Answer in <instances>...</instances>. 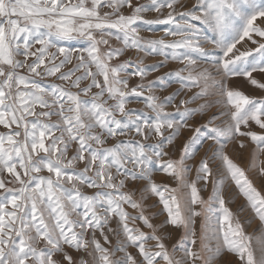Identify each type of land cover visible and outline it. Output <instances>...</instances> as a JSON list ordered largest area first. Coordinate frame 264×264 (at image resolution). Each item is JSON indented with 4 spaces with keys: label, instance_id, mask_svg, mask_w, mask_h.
Returning <instances> with one entry per match:
<instances>
[{
    "label": "snow or ice",
    "instance_id": "snow-or-ice-1",
    "mask_svg": "<svg viewBox=\"0 0 264 264\" xmlns=\"http://www.w3.org/2000/svg\"><path fill=\"white\" fill-rule=\"evenodd\" d=\"M257 21L264 24V0H195L190 8L181 0H0V264H214L222 251L240 264H264V193L225 152L237 135L249 138L255 145L249 171L264 177V97L224 89L217 98L212 70L202 67L264 90L253 75L264 76V27ZM154 26L176 39L141 36ZM81 40V47L68 43ZM244 41L254 46L241 51ZM128 50L165 59L152 65L120 60ZM168 60L182 66L148 80ZM38 77L64 83L45 87ZM133 77L139 81L130 86ZM172 77L180 87L161 98L157 90ZM134 100L147 111L129 108ZM212 108L217 112L207 120L190 123ZM183 129L192 134L179 158L163 160ZM154 137L160 139L147 143ZM206 141L215 147L211 161L222 168L214 174L205 154L189 180L187 161ZM239 145L246 147L243 140ZM154 165L176 187L156 184ZM135 181L148 182L139 201L125 191ZM199 181L203 190L212 185L207 199ZM228 181L247 202L239 211L250 208L261 221L259 235L247 233L226 206ZM150 195L163 205L160 214L167 213L160 225L145 215ZM217 207L222 217L213 224ZM169 224L182 230L171 249L163 232Z\"/></svg>",
    "mask_w": 264,
    "mask_h": 264
},
{
    "label": "rangeland",
    "instance_id": "rangeland-1",
    "mask_svg": "<svg viewBox=\"0 0 264 264\" xmlns=\"http://www.w3.org/2000/svg\"><path fill=\"white\" fill-rule=\"evenodd\" d=\"M139 2L143 3L144 0H139ZM182 3H184L188 8H190L194 3L195 0H181ZM133 3H137V0H133ZM104 11H108V9H104ZM125 14H128L130 10L124 9L123 10ZM156 13H148L147 18H155ZM257 24L260 26L264 27V24H261L260 21H257ZM164 26H154L153 31H147L144 30L141 32V36L144 37L145 39L151 38V39H160L162 37L166 38L167 40H172L176 39L175 37H165V33L162 30ZM254 39H259V37H255ZM71 46L73 47H81L85 45L84 41H71L68 42ZM113 46H120L119 43L115 40L111 41ZM254 45L251 44L249 41H244L242 44H238L237 48L240 49L241 51L245 50L246 47H253ZM36 47H39L37 45ZM206 49L212 50L211 45H205ZM129 57H131L133 60L136 59H143L145 65H152L156 64L158 62L164 61L163 56L155 55V56H145L143 53L137 54L134 50H128L123 56L120 57V60H126ZM32 59L34 58H29V63L32 62ZM116 61H113L115 63ZM177 61L173 60H168L167 64L165 67H161L159 71L153 72L148 76V80H153L157 76H162L165 75L166 73L173 72L177 70L179 67H181ZM202 67H207L212 70L213 76L216 79V84H215V89L217 90V98H219V93L224 90V89H238L240 91H243L246 95H249L250 97H264V90L258 89L252 85H250L245 78L242 77H232V78H226L222 75H218L216 73L215 68L210 65V64H202ZM67 69H62V71H66ZM130 71L133 69H129ZM26 71V70H25ZM79 75V73H77ZM255 78L258 80H261V82H264V76H261L259 73H254L253 74ZM40 80V82L43 84L45 87H50L52 84L55 83H60L63 84V81L58 80L56 77H43V78H36ZM171 80L170 86L163 90H157L156 94L159 95L161 98L166 97L176 91L178 87H180L179 84L175 83V78H169ZM139 81V77H133L130 81L129 84L134 85ZM87 83V82H84ZM82 86L84 84L82 83ZM74 90V89H73ZM197 89H193L192 91H196ZM96 89H93V92H95ZM192 93L189 92L187 95H191ZM183 93L181 94V97L177 98L176 103H179V99L183 98ZM202 102V101H201ZM129 108H136V109H144L147 111L145 104L142 101H133L128 105ZM195 107V105H193ZM167 111H174V107L170 106ZM217 112V108H212L204 117L203 119L199 114L194 118V120L190 121V123H202L205 120H207L210 116L215 114ZM55 120L56 117H53ZM226 119V118H225ZM219 123V121H217ZM247 128L242 127L241 131H247ZM251 130L259 132L260 129L258 126H256L254 123L251 124ZM0 131H4L2 126H0ZM169 130L168 132H165V135L170 134ZM191 132L188 129H183L181 131V135L174 141L172 145H168L165 148V151L168 153V156L163 157V160L171 158H179L180 155V149L182 145L187 141V139L191 136ZM139 139V137H137ZM160 138L159 137H154L151 140L147 141V143H156ZM243 140L244 143L246 144V147L241 148L239 145V141ZM213 142L212 141H206L203 143L202 146H197L198 150L196 152V155L193 159H190L187 161V164H189L192 167V171L188 176L189 180H195L196 179V171L199 166V163L202 158H204L205 154L209 156L210 159V166L213 169L214 174H216L218 169L222 168L221 162L219 160L211 161V155L212 152L215 151V147L212 146ZM255 145L251 142V140L247 137H242L237 135L236 139H233L231 142H228L225 147V152L236 162L239 164L242 168L245 169L246 173L249 175V178L252 179L254 186L257 187L258 190H260L262 193H264V177H261L258 172L256 171H249L251 162H252V157H253V152H254ZM211 149V151H210ZM261 160H264V154L260 156ZM152 180L158 184V185H169L171 187H176V181L174 178L167 173L160 171L158 165H154V171L152 172ZM147 181H135V182H129L127 188L125 191H134L135 196L134 199L140 200L141 197V192L147 185ZM203 181H199L197 183V187L201 188V196L204 199H207L209 195H211V190H212V185L209 183L207 190H203ZM2 191V190H0ZM95 190L93 189H85V192L87 194H92ZM224 198L226 201V206L231 209V211L234 214H237L241 220L242 223L245 225V231L249 234L252 235H259V230L261 228V221L255 217L254 213L250 208H246L245 211L240 212L239 209H241L242 206H246V200L243 196L238 194V190L236 189L235 185L231 182L228 181L226 183L225 189H224ZM146 211L145 215H148L151 219V222L157 225H160L163 221L167 219V213L162 212L163 205L159 203V198L150 195L148 199L143 201ZM199 207V206H197ZM126 210L131 213L132 215H137L138 212L137 210H134L127 205H125ZM159 214V215H156ZM222 217V212L218 209L214 212L212 222L213 224L216 223L217 218ZM251 220V224L246 223V221ZM136 225L140 226L145 232H149L150 229L146 228L143 226L141 221H136ZM111 227L115 228L116 227V218L114 217L112 222H111ZM196 228H197V233H199V228H200V218H197L196 222ZM108 232V229L105 228V233ZM163 232L165 235L168 236V239L165 240V243L168 245L169 249H171L172 245L177 242V240L181 237L182 235V230L174 228L170 224L163 229ZM97 238L101 240V243H103V238L100 236L99 232H97ZM109 239L112 241V244L116 243V237L113 234L109 235ZM106 247L108 245H105ZM198 246V244H197ZM134 251V249H131ZM71 251V250H70ZM74 255L76 253H73ZM178 255H181L178 253ZM199 264V261L197 262ZM214 264H240L238 258L236 257L235 254L227 252V251H222L217 259L215 260Z\"/></svg>",
    "mask_w": 264,
    "mask_h": 264
}]
</instances>
